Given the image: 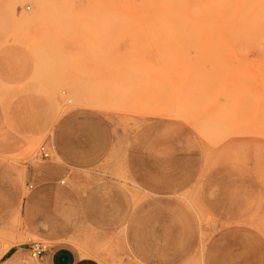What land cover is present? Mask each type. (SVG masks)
<instances>
[{"label":"rangeland","instance_id":"rangeland-1","mask_svg":"<svg viewBox=\"0 0 264 264\" xmlns=\"http://www.w3.org/2000/svg\"><path fill=\"white\" fill-rule=\"evenodd\" d=\"M206 1L0 0V254L264 264V28Z\"/></svg>","mask_w":264,"mask_h":264},{"label":"bare ground","instance_id":"bare-ground-1","mask_svg":"<svg viewBox=\"0 0 264 264\" xmlns=\"http://www.w3.org/2000/svg\"><path fill=\"white\" fill-rule=\"evenodd\" d=\"M243 1L244 0H207L204 3L199 2L195 8L192 10L189 9L188 12L178 17L177 21L182 25L201 24L205 22L210 24H233L239 22L241 26H245L249 29L248 34L252 35L250 29L254 30L259 27L264 28V0H260L259 8L252 16L239 11V5ZM152 18L162 22L167 20L166 17L156 18L153 16ZM238 18H240L239 21ZM210 26H213V24Z\"/></svg>","mask_w":264,"mask_h":264},{"label":"crops","instance_id":"crops-1","mask_svg":"<svg viewBox=\"0 0 264 264\" xmlns=\"http://www.w3.org/2000/svg\"><path fill=\"white\" fill-rule=\"evenodd\" d=\"M88 260H84L81 251L75 253L65 248L46 250L38 259L32 256L31 246H13L0 254V264H95Z\"/></svg>","mask_w":264,"mask_h":264},{"label":"built area","instance_id":"built-area-1","mask_svg":"<svg viewBox=\"0 0 264 264\" xmlns=\"http://www.w3.org/2000/svg\"><path fill=\"white\" fill-rule=\"evenodd\" d=\"M52 153H54V148L51 146H47V145H43L40 148V155L45 158L48 159L52 156ZM65 181H62V185H65ZM31 252H32V256L34 258H40L41 256H43V254L46 252V248L44 247L43 243L40 242H34L31 245Z\"/></svg>","mask_w":264,"mask_h":264}]
</instances>
